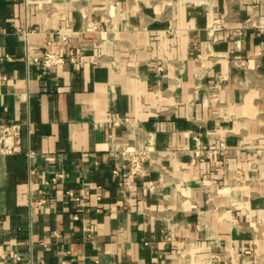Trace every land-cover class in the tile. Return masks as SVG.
I'll return each instance as SVG.
<instances>
[{"label":"crops","instance_id":"1","mask_svg":"<svg viewBox=\"0 0 264 264\" xmlns=\"http://www.w3.org/2000/svg\"><path fill=\"white\" fill-rule=\"evenodd\" d=\"M57 32L79 72L30 61ZM14 122L0 264H264V0H0Z\"/></svg>","mask_w":264,"mask_h":264},{"label":"built area","instance_id":"2","mask_svg":"<svg viewBox=\"0 0 264 264\" xmlns=\"http://www.w3.org/2000/svg\"><path fill=\"white\" fill-rule=\"evenodd\" d=\"M69 41V34L66 32H57L56 37L46 43V49L38 57H32L30 61L34 64L39 63L46 69L57 67H69L73 72L81 70V61L78 54H69L62 56L56 52L57 46ZM116 125L114 120L108 122V126ZM220 151L225 150L224 145L220 144ZM21 151V124L18 122L4 124L0 123V156H12ZM117 154L127 162L128 172L131 176H139L145 173V164L153 157L152 147L137 149L133 146H125L117 150ZM30 157L31 153L27 152ZM208 157L209 154H206ZM117 175L116 171L112 172ZM60 177L59 175L56 176ZM78 200V199H76ZM248 252H245L247 254ZM17 259V258H16Z\"/></svg>","mask_w":264,"mask_h":264}]
</instances>
